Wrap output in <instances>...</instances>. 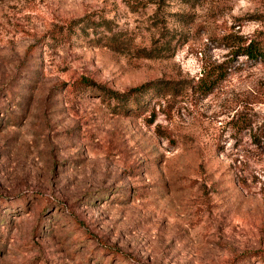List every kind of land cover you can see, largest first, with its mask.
<instances>
[{"label":"rangeland","instance_id":"374dc122","mask_svg":"<svg viewBox=\"0 0 264 264\" xmlns=\"http://www.w3.org/2000/svg\"><path fill=\"white\" fill-rule=\"evenodd\" d=\"M262 32L264 0H0V264H264Z\"/></svg>","mask_w":264,"mask_h":264},{"label":"trees","instance_id":"16d2710c","mask_svg":"<svg viewBox=\"0 0 264 264\" xmlns=\"http://www.w3.org/2000/svg\"><path fill=\"white\" fill-rule=\"evenodd\" d=\"M153 3H164L165 0H149ZM107 24V21H106ZM109 24V23H108ZM111 35L108 37L110 45H108L111 49L116 51H122V47L124 45H119L118 34L114 31H110ZM138 54L140 56L147 58V59H155L158 55L152 54L151 51L147 49H138ZM235 52L238 56H244L247 58L249 62L253 63H262L264 62V32L260 33L258 36L248 39L247 41L243 42L242 45H239ZM231 63H220L209 65L203 69V73L199 76L198 79L190 80L187 84L186 90L190 91L192 95L198 98H207L215 88H217L228 76L229 73L232 71ZM82 86L88 88H95L102 93L107 100L110 102H117L119 105H122L123 108L129 106H137L139 96L145 94L149 91H154L159 89L160 87L169 88L171 90H177L175 85L169 84H161V83H150L147 85H143L138 89H132L126 93H119L117 91L107 89L104 87L97 86L92 81L88 79H83L79 82ZM172 85V86H171ZM100 92V93H101ZM106 94V95H105ZM125 114H129V110L124 111ZM156 115L152 116V121H154ZM251 125L250 121L246 118H239L233 121V127L238 132H245Z\"/></svg>","mask_w":264,"mask_h":264}]
</instances>
